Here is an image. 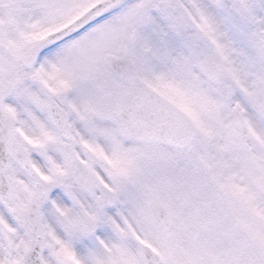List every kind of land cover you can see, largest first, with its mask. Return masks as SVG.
<instances>
[{"label": "snow or ice", "instance_id": "obj_1", "mask_svg": "<svg viewBox=\"0 0 264 264\" xmlns=\"http://www.w3.org/2000/svg\"><path fill=\"white\" fill-rule=\"evenodd\" d=\"M0 264H264V0H0Z\"/></svg>", "mask_w": 264, "mask_h": 264}]
</instances>
